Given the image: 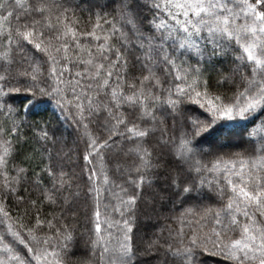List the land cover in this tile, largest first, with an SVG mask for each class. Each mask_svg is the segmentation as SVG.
I'll return each mask as SVG.
<instances>
[{
    "label": "snow or ice",
    "instance_id": "6c2138e0",
    "mask_svg": "<svg viewBox=\"0 0 264 264\" xmlns=\"http://www.w3.org/2000/svg\"><path fill=\"white\" fill-rule=\"evenodd\" d=\"M0 264H264V0H0Z\"/></svg>",
    "mask_w": 264,
    "mask_h": 264
}]
</instances>
